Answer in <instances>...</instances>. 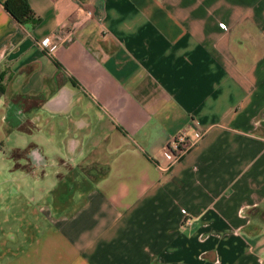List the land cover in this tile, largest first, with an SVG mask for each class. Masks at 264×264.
I'll return each instance as SVG.
<instances>
[{
    "label": "crops",
    "instance_id": "crops-1",
    "mask_svg": "<svg viewBox=\"0 0 264 264\" xmlns=\"http://www.w3.org/2000/svg\"><path fill=\"white\" fill-rule=\"evenodd\" d=\"M3 1L0 264H264V0Z\"/></svg>",
    "mask_w": 264,
    "mask_h": 264
},
{
    "label": "built area",
    "instance_id": "built-area-1",
    "mask_svg": "<svg viewBox=\"0 0 264 264\" xmlns=\"http://www.w3.org/2000/svg\"><path fill=\"white\" fill-rule=\"evenodd\" d=\"M87 15H90L87 12ZM40 44L44 48L50 47L52 44L51 40L42 39ZM202 132L195 129H182L177 132L167 143V153L171 161L178 160L185 152L201 139Z\"/></svg>",
    "mask_w": 264,
    "mask_h": 264
},
{
    "label": "trees",
    "instance_id": "trees-1",
    "mask_svg": "<svg viewBox=\"0 0 264 264\" xmlns=\"http://www.w3.org/2000/svg\"><path fill=\"white\" fill-rule=\"evenodd\" d=\"M3 8L19 23L33 20L34 14L25 0H4ZM3 74L0 73V95L3 93Z\"/></svg>",
    "mask_w": 264,
    "mask_h": 264
},
{
    "label": "rangeland",
    "instance_id": "rangeland-1",
    "mask_svg": "<svg viewBox=\"0 0 264 264\" xmlns=\"http://www.w3.org/2000/svg\"><path fill=\"white\" fill-rule=\"evenodd\" d=\"M12 208H15V207H12ZM15 210H16V208H15ZM11 212V211H10ZM1 226H3L2 224H1Z\"/></svg>",
    "mask_w": 264,
    "mask_h": 264
}]
</instances>
